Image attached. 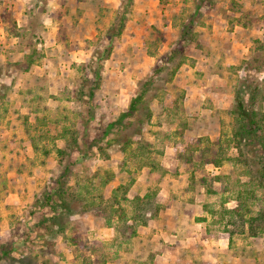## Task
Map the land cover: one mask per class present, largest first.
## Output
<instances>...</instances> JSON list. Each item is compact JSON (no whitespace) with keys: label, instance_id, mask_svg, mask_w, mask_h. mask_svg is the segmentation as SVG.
<instances>
[{"label":"rangeland","instance_id":"1","mask_svg":"<svg viewBox=\"0 0 264 264\" xmlns=\"http://www.w3.org/2000/svg\"><path fill=\"white\" fill-rule=\"evenodd\" d=\"M0 30V264H264L232 113L264 90V0H0ZM61 176L64 233L36 202Z\"/></svg>","mask_w":264,"mask_h":264},{"label":"trees","instance_id":"2","mask_svg":"<svg viewBox=\"0 0 264 264\" xmlns=\"http://www.w3.org/2000/svg\"><path fill=\"white\" fill-rule=\"evenodd\" d=\"M110 30H111L110 33L112 34L120 35L122 33V27L117 28L112 26ZM186 35L184 36L186 37ZM110 52H111L110 49L104 51V53L101 55L102 58L107 59L110 56ZM179 63L181 64V61ZM154 71H156L157 72L156 74H158L159 72L162 71V69H154ZM94 74H96V76L98 75L97 73H95V71ZM153 84H154L153 75L140 83L139 90L137 94L131 99L128 109L120 114L116 122L111 123L109 125L110 128L115 126L116 123L118 125H121V127L123 128L125 126L124 120L127 118H133L135 113L139 112L140 109L145 106L146 95L150 90V88L153 87ZM248 87H250L249 84ZM261 88H262L261 85L257 84L249 91V93L244 89L238 90L236 94L235 110L232 113L235 114V120L238 124V127L234 132L236 147L239 150L240 155L242 156H246L244 149L245 147L248 148V150H250L251 152L252 151L255 152V161L257 164H259L260 167L259 169L256 170V172H253L254 176L252 175V178L255 177L257 179L258 185L260 187L261 186L264 187V110L263 108H258L259 106L256 107L257 101L261 99L262 101L264 100V90H262L261 93L262 97L258 99V92H260L259 90ZM90 93L91 95L93 94V89L90 91ZM244 93L250 95L247 100L243 96ZM107 132H109V129L107 130ZM74 140H75L74 142H77L75 138ZM99 150H102L101 147H99ZM59 151L62 153L63 149H60ZM239 159L241 160V157H239ZM241 161H244L245 164L250 165L251 164L250 161L252 160L242 159ZM213 163H215L216 165H220V162L218 160H214ZM253 180L255 182V179ZM53 181H54L53 182L54 185L49 188V191L46 192V194L43 196L42 199L41 198L36 199V202L41 206H46L51 209V212H53V214L50 217H46L47 222L58 224L59 232L64 233L65 229L64 226L62 225L63 223L61 219L65 217V215L67 214H73L76 212L73 203L80 196L78 195L79 193L69 190V188L66 186L68 181L67 178H63L61 176V177H57ZM55 183H61L62 185L60 187L58 186L56 187ZM137 200L140 201L139 197H137ZM117 204L120 205V202H117ZM93 205L94 203L85 201L82 207L85 208V211H88V209ZM258 219L261 220L264 219V213H261L260 217L255 218V220ZM142 222L145 224L147 220L145 221L143 219ZM47 228L50 230L52 229V226L49 225L47 226ZM57 232L58 231H54V233ZM5 252L6 251L4 250L2 251V253Z\"/></svg>","mask_w":264,"mask_h":264},{"label":"crops","instance_id":"3","mask_svg":"<svg viewBox=\"0 0 264 264\" xmlns=\"http://www.w3.org/2000/svg\"><path fill=\"white\" fill-rule=\"evenodd\" d=\"M1 35H4V33H3V31H2V30H0V36H1ZM157 255H158V254H157Z\"/></svg>","mask_w":264,"mask_h":264}]
</instances>
